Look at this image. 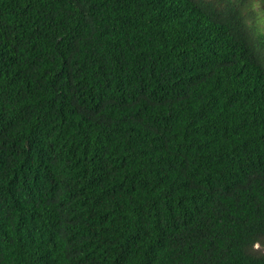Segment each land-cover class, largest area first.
<instances>
[{
  "label": "trees",
  "instance_id": "16d2710c",
  "mask_svg": "<svg viewBox=\"0 0 264 264\" xmlns=\"http://www.w3.org/2000/svg\"><path fill=\"white\" fill-rule=\"evenodd\" d=\"M0 264H264V4L0 0Z\"/></svg>",
  "mask_w": 264,
  "mask_h": 264
},
{
  "label": "snow or ice",
  "instance_id": "6c2138e0",
  "mask_svg": "<svg viewBox=\"0 0 264 264\" xmlns=\"http://www.w3.org/2000/svg\"><path fill=\"white\" fill-rule=\"evenodd\" d=\"M238 3H241L242 11L248 9V5L253 2V0H237ZM259 4H264V0H259Z\"/></svg>",
  "mask_w": 264,
  "mask_h": 264
}]
</instances>
